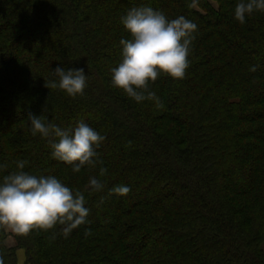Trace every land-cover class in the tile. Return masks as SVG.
Returning <instances> with one entry per match:
<instances>
[{"label":"trees","instance_id":"obj_1","mask_svg":"<svg viewBox=\"0 0 264 264\" xmlns=\"http://www.w3.org/2000/svg\"><path fill=\"white\" fill-rule=\"evenodd\" d=\"M214 1L0 0V178L25 161L90 209L68 233L0 225L3 264H264V11L240 23V0ZM133 7L197 26L185 77L150 84L159 103L111 84ZM57 65L84 68L83 96L45 87ZM29 114L97 130L103 163L74 173L51 137L31 134ZM93 176L102 191H90ZM117 185L131 191L111 193Z\"/></svg>","mask_w":264,"mask_h":264},{"label":"clouds","instance_id":"obj_2","mask_svg":"<svg viewBox=\"0 0 264 264\" xmlns=\"http://www.w3.org/2000/svg\"><path fill=\"white\" fill-rule=\"evenodd\" d=\"M254 11H264V0H240L234 17L244 23L246 16ZM121 23L131 39H121L122 61L111 69V84L120 89L136 103L146 100L159 103L156 93L150 90L162 75L173 79L185 77L189 67L188 57L193 33L197 26L185 17L169 19L163 12L151 7H133L121 17ZM58 80L45 81V87L63 90L68 96H83L87 88L84 68L65 69L57 65L52 69ZM30 131L33 136L52 138V156L72 165L74 173L85 166L92 167L99 159V149L106 137L84 122L75 129L64 128L29 114ZM25 161L17 162V171L0 178V225L19 234H27L34 228L51 230L57 224L65 225L64 232L87 223L90 209L86 207L85 195L74 191L53 175L33 174L25 171ZM6 165H0V169ZM107 168L100 169V175ZM91 192H100L105 185L93 176L89 179ZM131 189L117 185L111 193L126 195ZM0 264L3 260L0 259Z\"/></svg>","mask_w":264,"mask_h":264},{"label":"rangeland","instance_id":"obj_3","mask_svg":"<svg viewBox=\"0 0 264 264\" xmlns=\"http://www.w3.org/2000/svg\"><path fill=\"white\" fill-rule=\"evenodd\" d=\"M209 1H211V3L214 4V6L218 7L217 1H214V0H209ZM196 7L198 8V5H196ZM9 229L12 230L11 228H9Z\"/></svg>","mask_w":264,"mask_h":264}]
</instances>
